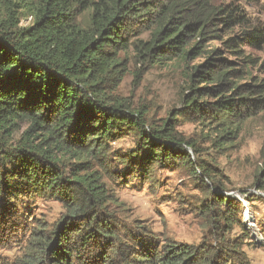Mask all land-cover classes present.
<instances>
[{"label": "trees", "instance_id": "1", "mask_svg": "<svg viewBox=\"0 0 264 264\" xmlns=\"http://www.w3.org/2000/svg\"><path fill=\"white\" fill-rule=\"evenodd\" d=\"M259 1L0 0V244L11 248L4 217L19 216L17 198L64 208L56 225L28 229L8 264H251L235 200L211 188L203 211L216 240L157 239L121 220L105 179L114 175L111 145L128 132L138 136L133 164L145 173L176 162L197 173L187 147L200 161L177 117L151 123L145 107L112 93L128 70L122 52L148 66L181 65L187 85L176 115L208 121L217 146L264 112V75L254 74H264V59L248 51L264 49V24L245 8Z\"/></svg>", "mask_w": 264, "mask_h": 264}, {"label": "rangeland", "instance_id": "2", "mask_svg": "<svg viewBox=\"0 0 264 264\" xmlns=\"http://www.w3.org/2000/svg\"><path fill=\"white\" fill-rule=\"evenodd\" d=\"M245 8L256 23L264 24V0L245 4ZM31 21L32 17L28 16L22 24L27 25ZM248 51L264 59V49ZM119 60L127 62L128 70L119 86L113 87L112 93L132 103L135 108L145 107L151 123H161L170 115L177 117L178 131L195 144L200 155L199 161L197 153L187 147L198 166L197 173L192 166L179 162L155 163L150 173H145L148 169L140 170L139 164L136 165L138 167L133 164L141 160V156L133 152L138 146V136L132 132L120 136L111 145L114 175L105 181L118 200L121 220L129 226L147 228L157 239L195 245L200 244L204 237L214 241L216 234L210 224L211 215L203 211V205L209 202L211 188H214V191L240 204L242 223L250 233V244L245 246V250L251 264H264V188L258 186L260 181L264 184V112L248 120L233 143L217 146L214 142L219 137L207 126L208 121L176 115L182 108L187 85L181 65L148 66L133 50L122 52ZM140 69L144 75L139 81ZM254 74L264 75L258 70ZM204 169L210 172L211 178L205 175ZM238 196L245 197L246 203L241 202ZM17 199L19 216L14 218L7 214L4 217L12 226L5 234L11 248L0 244V264L18 260L20 249L24 251L27 244L28 229H32L37 221L51 227L57 224L64 211L60 202L52 198L23 196ZM1 230H5L2 222Z\"/></svg>", "mask_w": 264, "mask_h": 264}, {"label": "built area", "instance_id": "3", "mask_svg": "<svg viewBox=\"0 0 264 264\" xmlns=\"http://www.w3.org/2000/svg\"><path fill=\"white\" fill-rule=\"evenodd\" d=\"M241 202L246 203L245 197H237Z\"/></svg>", "mask_w": 264, "mask_h": 264}, {"label": "bare ground", "instance_id": "4", "mask_svg": "<svg viewBox=\"0 0 264 264\" xmlns=\"http://www.w3.org/2000/svg\"><path fill=\"white\" fill-rule=\"evenodd\" d=\"M248 220H249V219H248ZM248 220H247V221H248ZM250 224H251V223H250Z\"/></svg>", "mask_w": 264, "mask_h": 264}]
</instances>
